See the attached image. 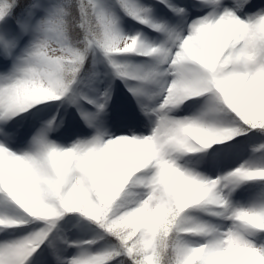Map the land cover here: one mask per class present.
Segmentation results:
<instances>
[{
    "label": "snow or ice",
    "instance_id": "obj_1",
    "mask_svg": "<svg viewBox=\"0 0 264 264\" xmlns=\"http://www.w3.org/2000/svg\"><path fill=\"white\" fill-rule=\"evenodd\" d=\"M0 264H264V0H0Z\"/></svg>",
    "mask_w": 264,
    "mask_h": 264
}]
</instances>
